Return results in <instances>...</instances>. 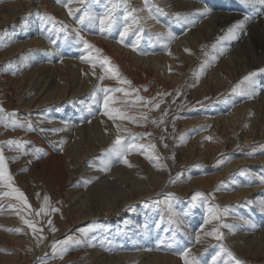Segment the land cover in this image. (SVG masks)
Masks as SVG:
<instances>
[{
    "label": "rangeland",
    "instance_id": "1",
    "mask_svg": "<svg viewBox=\"0 0 264 264\" xmlns=\"http://www.w3.org/2000/svg\"><path fill=\"white\" fill-rule=\"evenodd\" d=\"M165 1L148 0L150 14L145 0H0V152L30 205L0 184V264H184L185 251L200 264H264V164L249 163L264 158V105L253 98L264 54L228 77L208 58L221 38L195 41L176 19L190 13ZM113 4L115 23L102 33ZM132 10L137 23L120 43ZM85 11L95 19L80 24ZM74 30L99 53L77 44ZM155 79L169 86L155 92ZM106 96L124 119L104 114ZM117 136L134 146L122 158L109 153ZM45 196L48 214L36 215ZM216 208L228 212L212 220ZM215 229L223 240L208 235Z\"/></svg>",
    "mask_w": 264,
    "mask_h": 264
},
{
    "label": "bare ground",
    "instance_id": "2",
    "mask_svg": "<svg viewBox=\"0 0 264 264\" xmlns=\"http://www.w3.org/2000/svg\"><path fill=\"white\" fill-rule=\"evenodd\" d=\"M44 3L45 1H43L42 5ZM164 3L165 4L169 3L167 6L171 7L172 9L171 12H175V10H179V11L182 10V12L190 13L189 20L191 21V23H188V24L191 29V33L195 37L193 38L195 39V41H198V40L204 41L206 40L207 37L211 39L212 36L221 38L220 39L221 41H219V43L215 45L214 48L211 49L212 54L208 56V58L214 59V62L217 61L218 68H221V72L223 71V73L227 75L228 77L236 78L238 75L237 66L239 68L243 65L246 70L247 65H250L251 67L252 65H254L256 53L264 54V5H261L259 3L255 5H252V4L245 5V4H241L240 0H196V1L188 0L187 2L186 1L180 2V0L179 1L178 0H166ZM245 17H248V19L245 20L244 19ZM240 21H244L243 27L240 29H236L234 36H229L228 30L230 28H233ZM37 41L41 42V40L39 39H37ZM116 49H118V47ZM108 51L110 52L109 54L115 60L123 62V64L127 63L126 56H123L121 54L119 55L118 53H113L110 50ZM183 53L184 52L181 53L182 55L180 59L187 58L186 55H184ZM246 58L248 59V61ZM151 59L152 58L146 59V60H140L139 58H135V60L138 63L139 62L143 63V62H146L147 60L150 61ZM152 60H155V59H152ZM155 67L157 68V66ZM144 69L142 70L134 69L135 75L137 76L139 80L143 81L142 83H145L148 80L147 78L148 71ZM238 70L240 71V68ZM217 73L218 72H216V74ZM162 80H163L162 83L159 82V80H156L155 82L156 88L154 90L155 92L158 86H160L164 90H166L167 87L169 86L167 85V83H165L166 82L165 79H162ZM221 81H222V78L217 75L215 77L214 83L217 84L218 82H221ZM254 83L256 82L254 81ZM259 83L262 85L259 88V91H261V94L260 95L253 94V98L255 99V102L258 103L259 105H264V82L260 81ZM240 112L242 113L243 110ZM223 119L225 120V117H223ZM229 121H230L229 123H232L231 125L233 126V123H234L233 118H231ZM194 123L196 124V122ZM249 163L252 166L255 164H264V158L263 160L255 159L253 161H250ZM258 228L259 227H257L256 229L258 230ZM256 229L254 230V232H257ZM254 242L255 241H253V244ZM119 261L120 260H118V262Z\"/></svg>",
    "mask_w": 264,
    "mask_h": 264
},
{
    "label": "snow or ice",
    "instance_id": "3",
    "mask_svg": "<svg viewBox=\"0 0 264 264\" xmlns=\"http://www.w3.org/2000/svg\"><path fill=\"white\" fill-rule=\"evenodd\" d=\"M75 2L83 4L84 0H75ZM121 3H126V0H121ZM240 3L245 4V5H248V4L255 5V4L259 3L261 5H264V0H240ZM145 7L147 9H149V12L151 14V7L152 6L149 5L148 0H145ZM115 8H116V5L113 4V8L110 9L103 17H101L99 19L100 31L102 33L110 30L113 23H115V18L112 15V12L115 10ZM72 11L73 10H71V9L69 10L70 15H72ZM135 11L136 10H132V12H128V15L124 17V19L127 21L128 16H132V20H131V24H126V26L123 28V31L120 33V41H119L120 43L124 42V36L128 33L131 25L137 23V20L134 16ZM158 11H162V10L158 9ZM85 18L95 19V17H91L89 15V13L87 11H85L84 15L79 18L78 23L83 24ZM176 19H177V21H180L183 19L186 23H191V21L188 19V17H181L180 14H176ZM244 19L247 20L248 17H245ZM243 24H244V21H240L233 28H230L228 30L229 36H234L236 29L242 28ZM60 31L66 33L67 29L61 28ZM74 31L76 32L75 42L77 44L83 45V48L85 50H88L89 53H91L92 50H95L97 53H99V49H93V45H91L86 39H84V37L81 35V33L79 31H77V30H74ZM167 36H168L169 40L175 39V37L173 36V34L171 32H169L167 34ZM138 39H139V37H138ZM157 39H160V37L158 36ZM50 43L54 44L55 41L50 40ZM132 47H133V50H136L135 45H133ZM89 62H91V61H89ZM105 63H108V61L105 60ZM107 71L110 72L112 74V77L116 78L120 83H122V84H130L131 83L130 81H127V80H120L116 69L109 67L107 69ZM250 75H255V73L250 74ZM245 79L248 80V79H250V77H246ZM104 91L107 93L109 91H123V89H104ZM233 91H236V89H234ZM124 94L129 95V93H127V92H125ZM240 94L241 95H250V93H248L247 91H241ZM108 104H109V97L106 96L104 99V108L106 110L104 113L105 115L109 116L110 119H116V118L124 119L125 118L123 115L119 114V112H117L116 115H113V111H115V110H108ZM0 111H3V109H0ZM12 115H15V114L13 113ZM13 123L15 124V121ZM21 127H23V125H21ZM8 143L12 144V143H18V142L9 141ZM130 147H134V146H126L124 144L122 138L120 136H117V138L113 141V146L109 149V153L116 156L117 158H122V157L126 156V154H128V152L130 151ZM37 151H39V150H37ZM122 162L125 165H128L127 159H123ZM105 167L107 168L108 165H106ZM0 184H3L5 187L10 189V191L7 193H4V195L11 196L14 199L19 200L25 207H30V205H28L27 199L24 196V194L22 192H20L19 189L13 187L12 177L8 172L7 164H6V161L4 159L2 152H0ZM200 196H202L201 193H196L192 197L193 201H195ZM48 204H49V197L45 196L44 201H43V205L40 208L39 212L36 213V215H40L41 213L47 215L48 214V212H47ZM53 211H55V209H53ZM227 212H228V209H224L223 213H221L220 210L218 208H216L212 212L211 219L212 220H219L221 215L227 214ZM24 223L28 227L32 228L33 232L40 231V229L35 228L34 225L31 222H29L28 220H24ZM49 223H51V221H49ZM220 227H225V228L231 229V226L226 225V224H221ZM93 230H94V227H90V228L82 229L81 231L84 234H87L88 232L93 231ZM53 231H55L54 228H53ZM208 235L212 236L216 240H223L224 239L223 234L218 229L213 230V232L208 233ZM70 239L71 238L69 237L68 239H66L64 241H60L57 244H54L53 245V251L55 252L59 245L68 244ZM197 239H199V237H197ZM77 243H79V241H77ZM60 250H61V252H64L67 249L61 248ZM222 251H224V249H222ZM228 255L230 257L232 256V254L230 252L228 253ZM183 259H184V264H200V261L197 260L195 257H189V254L187 251H185L183 253ZM236 264H240V262L236 261Z\"/></svg>",
    "mask_w": 264,
    "mask_h": 264
}]
</instances>
